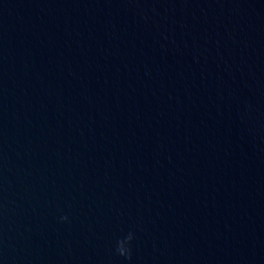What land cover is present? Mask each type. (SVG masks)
Instances as JSON below:
<instances>
[{
  "label": "water",
  "instance_id": "95a60500",
  "mask_svg": "<svg viewBox=\"0 0 264 264\" xmlns=\"http://www.w3.org/2000/svg\"><path fill=\"white\" fill-rule=\"evenodd\" d=\"M0 264H264V0H0Z\"/></svg>",
  "mask_w": 264,
  "mask_h": 264
},
{
  "label": "clouds",
  "instance_id": "9594fccd",
  "mask_svg": "<svg viewBox=\"0 0 264 264\" xmlns=\"http://www.w3.org/2000/svg\"><path fill=\"white\" fill-rule=\"evenodd\" d=\"M60 219L62 222L68 221L67 216H62ZM134 238L135 237L132 232H129L126 236L119 238L116 241L115 254L123 260L130 262L132 259V243Z\"/></svg>",
  "mask_w": 264,
  "mask_h": 264
}]
</instances>
